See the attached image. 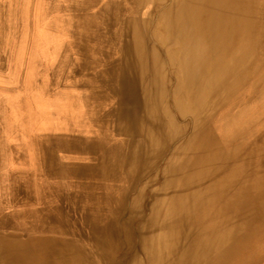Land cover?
I'll return each instance as SVG.
<instances>
[{
  "label": "bare ground",
  "instance_id": "bare-ground-1",
  "mask_svg": "<svg viewBox=\"0 0 264 264\" xmlns=\"http://www.w3.org/2000/svg\"><path fill=\"white\" fill-rule=\"evenodd\" d=\"M41 4L0 0V264H264V0Z\"/></svg>",
  "mask_w": 264,
  "mask_h": 264
},
{
  "label": "rangeland",
  "instance_id": "rangeland-1",
  "mask_svg": "<svg viewBox=\"0 0 264 264\" xmlns=\"http://www.w3.org/2000/svg\"><path fill=\"white\" fill-rule=\"evenodd\" d=\"M51 2H52V0H42L41 7H43L44 9L41 10L42 16L39 19L40 23L43 24V26L46 29L48 40H50L52 38L57 39V40H60L61 38H63L64 40H67L68 36L64 30V28H66L65 26H67V24L65 22H61L60 19H59V21H57L55 18H53V16L51 14H49L50 10L48 12H46L47 8H48V4H51ZM17 4H19L18 1H17ZM30 20L31 21H29V22L32 24V20H33L32 12H31ZM70 35L72 37H74L73 33ZM37 41H38V36L36 33H35V36H31L30 39L26 40L27 43L25 45H27V46L29 45L28 46L29 47L28 53H30V52L33 53L36 50L35 48H36ZM47 47H49V49H51L50 44ZM46 52H47V50L45 51V53ZM59 59H60V57H59L58 50H57L56 55L53 56V59L47 58V55H45V58L43 57L42 63H40V62L38 63L39 71L45 70V67H51L52 66V68H53L54 65H59V62H58ZM50 71H51V68L48 72L50 73ZM60 80H61L60 76L58 75V79H57V77L55 75V80H53L52 82H49V86H48L47 91L45 93V95H47V97L54 96L55 90L57 89V86L62 82ZM58 81H60V82L57 83ZM263 110H264V106H263ZM259 113H261V112H259ZM254 116H255V114H254Z\"/></svg>",
  "mask_w": 264,
  "mask_h": 264
}]
</instances>
